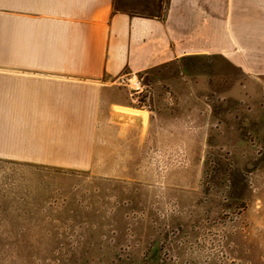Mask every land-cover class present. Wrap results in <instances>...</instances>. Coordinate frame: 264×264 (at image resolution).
Segmentation results:
<instances>
[{"label": "rangeland", "instance_id": "obj_1", "mask_svg": "<svg viewBox=\"0 0 264 264\" xmlns=\"http://www.w3.org/2000/svg\"><path fill=\"white\" fill-rule=\"evenodd\" d=\"M233 20L250 63L139 74L137 104L115 84L164 120L116 124L94 170L0 169V264H264V0Z\"/></svg>", "mask_w": 264, "mask_h": 264}, {"label": "crops", "instance_id": "obj_2", "mask_svg": "<svg viewBox=\"0 0 264 264\" xmlns=\"http://www.w3.org/2000/svg\"><path fill=\"white\" fill-rule=\"evenodd\" d=\"M238 2L0 0V169L94 170L116 124H163L128 112L144 114L118 98L122 74L205 56L250 63Z\"/></svg>", "mask_w": 264, "mask_h": 264}, {"label": "built area", "instance_id": "obj_3", "mask_svg": "<svg viewBox=\"0 0 264 264\" xmlns=\"http://www.w3.org/2000/svg\"><path fill=\"white\" fill-rule=\"evenodd\" d=\"M115 84L121 88L126 89L132 98L135 97L134 103L136 104L139 103L138 101H141L142 99H144V97H146L142 79H140V77L135 74H122L116 79ZM145 104L146 101L140 107L142 110L148 109L146 108L147 106Z\"/></svg>", "mask_w": 264, "mask_h": 264}]
</instances>
